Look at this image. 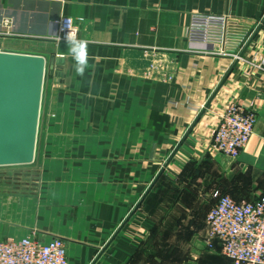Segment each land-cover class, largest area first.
Instances as JSON below:
<instances>
[{"label": "crops", "instance_id": "crops-1", "mask_svg": "<svg viewBox=\"0 0 264 264\" xmlns=\"http://www.w3.org/2000/svg\"><path fill=\"white\" fill-rule=\"evenodd\" d=\"M192 13L234 16L224 48L186 39ZM62 17L88 41L83 77ZM0 31L9 51L55 56L44 95L59 114L37 194L0 208V240L60 238L68 264H232L206 217L215 194H264V74L249 63L264 61V0H0ZM228 103L257 119L234 162L209 149Z\"/></svg>", "mask_w": 264, "mask_h": 264}, {"label": "built area", "instance_id": "built-area-1", "mask_svg": "<svg viewBox=\"0 0 264 264\" xmlns=\"http://www.w3.org/2000/svg\"><path fill=\"white\" fill-rule=\"evenodd\" d=\"M232 14L192 13L186 29L191 43L213 44L224 48L229 41ZM77 29L72 17H62L57 41H64L65 27ZM7 26V24H6ZM9 34L0 31V35ZM0 52L7 50L0 43ZM29 54V53H22ZM236 59H242L238 55ZM264 74V61L249 62ZM256 113L253 109L228 103L218 117L209 149L231 162L254 134ZM216 203L206 217L208 244L216 241L221 253L232 264H264V194L251 201H236L228 195L215 194ZM0 264H68L65 243L60 238L40 241L34 234L0 240Z\"/></svg>", "mask_w": 264, "mask_h": 264}, {"label": "water", "instance_id": "water-1", "mask_svg": "<svg viewBox=\"0 0 264 264\" xmlns=\"http://www.w3.org/2000/svg\"><path fill=\"white\" fill-rule=\"evenodd\" d=\"M54 61L55 56L47 61L40 55L0 52V167L33 163L45 71Z\"/></svg>", "mask_w": 264, "mask_h": 264}, {"label": "rangeland", "instance_id": "rangeland-1", "mask_svg": "<svg viewBox=\"0 0 264 264\" xmlns=\"http://www.w3.org/2000/svg\"><path fill=\"white\" fill-rule=\"evenodd\" d=\"M48 81V72L45 71L43 92L41 99L36 152L32 164L24 166H3L0 167V208H10L13 212L15 205H20L19 199H28L35 196L42 182L41 167L37 166L38 154H40L49 138L56 136L59 131L57 122L59 114L56 109L47 108L44 95L45 82ZM58 114V116H57ZM28 201H26L27 203ZM24 203V202H23ZM22 203V204H23Z\"/></svg>", "mask_w": 264, "mask_h": 264}, {"label": "clouds", "instance_id": "clouds-1", "mask_svg": "<svg viewBox=\"0 0 264 264\" xmlns=\"http://www.w3.org/2000/svg\"><path fill=\"white\" fill-rule=\"evenodd\" d=\"M64 43L68 53L74 60V71L78 76L83 77L89 67L90 56L88 53V41L78 38L77 29L65 27ZM94 59V57L92 58Z\"/></svg>", "mask_w": 264, "mask_h": 264}]
</instances>
